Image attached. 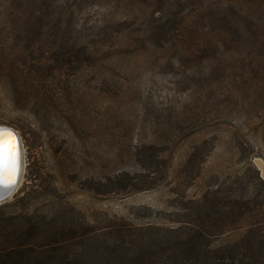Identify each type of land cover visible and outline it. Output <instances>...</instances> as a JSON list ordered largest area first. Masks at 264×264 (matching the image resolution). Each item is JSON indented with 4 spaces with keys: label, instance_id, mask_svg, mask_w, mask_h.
I'll use <instances>...</instances> for the list:
<instances>
[{
    "label": "rangeland",
    "instance_id": "374dc122",
    "mask_svg": "<svg viewBox=\"0 0 264 264\" xmlns=\"http://www.w3.org/2000/svg\"><path fill=\"white\" fill-rule=\"evenodd\" d=\"M56 2L44 16L63 11L72 61L31 74L52 33L26 31L37 7L0 0V125L20 138L18 188L33 161L24 134L37 156L30 169L48 186L39 204L70 211L79 231L172 241L216 188L230 202L252 198L255 211L235 219L227 203L213 246L264 229V47L216 36L229 26L215 18H236L242 0ZM204 37L213 47H198ZM10 63L22 73L5 72Z\"/></svg>",
    "mask_w": 264,
    "mask_h": 264
},
{
    "label": "trees",
    "instance_id": "16d2710c",
    "mask_svg": "<svg viewBox=\"0 0 264 264\" xmlns=\"http://www.w3.org/2000/svg\"><path fill=\"white\" fill-rule=\"evenodd\" d=\"M68 1L57 0V9H63L62 4ZM19 2L26 9L37 7L38 14L32 12L33 16L29 17V23L25 25L26 31L37 32L35 35L52 33L50 41L44 39V48L40 49L36 64L28 66L27 70L29 73H59L72 61L69 60V52L65 50L64 43H68V46L76 45V42L71 44L64 37L69 30L63 27V11H59V14L57 11L52 21L49 20L50 14L44 16V9L50 5V0ZM263 4L264 0H242L236 18L217 16L216 20L229 27L225 26L216 36H220L222 43L238 45L240 48L246 45L252 50L263 48ZM50 23L53 25L50 26ZM207 39L204 37L200 40V49L213 47ZM48 53L50 56H47ZM75 61H79L77 57ZM5 72L21 74L22 69L10 63ZM262 75L264 77V67ZM30 79L34 81V75ZM29 86L34 93H39L40 89L34 84ZM22 136L26 141L27 156L29 159L33 157V161L28 162L26 179L12 198L0 203V264H264V229L254 224L240 239L223 245H212L213 240L224 231L221 217L227 203H230L228 207L232 211L236 210L235 219H242L255 211L250 204L254 201L252 198L235 197L230 202L227 195L218 193L217 188L206 191L201 199L194 201L189 209V221L184 224V233H177L172 241L148 236L145 239H130L128 243L120 236H104L101 239L92 230L79 231L80 226L70 211H59L46 204H39L42 196H46L48 186L39 169H30L37 156L24 134ZM194 155L195 150L188 160ZM81 242L82 246H77Z\"/></svg>",
    "mask_w": 264,
    "mask_h": 264
},
{
    "label": "water",
    "instance_id": "95a60500",
    "mask_svg": "<svg viewBox=\"0 0 264 264\" xmlns=\"http://www.w3.org/2000/svg\"><path fill=\"white\" fill-rule=\"evenodd\" d=\"M7 133H11V137ZM11 151L15 152V166ZM21 168L22 148L19 135L13 128L0 125V203L17 191Z\"/></svg>",
    "mask_w": 264,
    "mask_h": 264
},
{
    "label": "snow or ice",
    "instance_id": "6c2138e0",
    "mask_svg": "<svg viewBox=\"0 0 264 264\" xmlns=\"http://www.w3.org/2000/svg\"><path fill=\"white\" fill-rule=\"evenodd\" d=\"M6 135L8 137H11L12 134L11 133H7ZM9 143H10V141H9ZM11 155H12V158H13V166H15V152L11 151ZM9 183H11V181Z\"/></svg>",
    "mask_w": 264,
    "mask_h": 264
},
{
    "label": "bare ground",
    "instance_id": "6f19581e",
    "mask_svg": "<svg viewBox=\"0 0 264 264\" xmlns=\"http://www.w3.org/2000/svg\"><path fill=\"white\" fill-rule=\"evenodd\" d=\"M259 165H260V167H261L262 171L264 172V164H262V163H259Z\"/></svg>",
    "mask_w": 264,
    "mask_h": 264
}]
</instances>
